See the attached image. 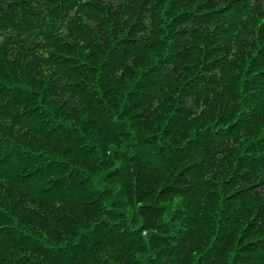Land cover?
<instances>
[{"label": "trees", "instance_id": "1", "mask_svg": "<svg viewBox=\"0 0 264 264\" xmlns=\"http://www.w3.org/2000/svg\"><path fill=\"white\" fill-rule=\"evenodd\" d=\"M0 264H264V0H0Z\"/></svg>", "mask_w": 264, "mask_h": 264}]
</instances>
